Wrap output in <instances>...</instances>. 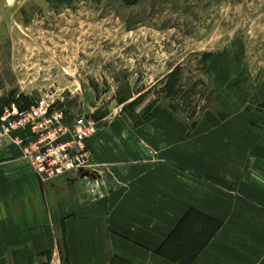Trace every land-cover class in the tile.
I'll list each match as a JSON object with an SVG mask.
<instances>
[{
	"label": "rangeland",
	"instance_id": "374dc122",
	"mask_svg": "<svg viewBox=\"0 0 264 264\" xmlns=\"http://www.w3.org/2000/svg\"><path fill=\"white\" fill-rule=\"evenodd\" d=\"M152 101L187 124L230 115L264 129V0H0L5 143L18 138L14 109L47 108L41 123H60L64 141L85 138L88 149L99 125L146 120ZM211 228L176 254L190 255ZM58 249L35 264H67Z\"/></svg>",
	"mask_w": 264,
	"mask_h": 264
},
{
	"label": "crops",
	"instance_id": "0c3cea01",
	"mask_svg": "<svg viewBox=\"0 0 264 264\" xmlns=\"http://www.w3.org/2000/svg\"><path fill=\"white\" fill-rule=\"evenodd\" d=\"M151 114L102 123L86 141L98 165L47 181L0 137V264H35L59 241L67 264H180L157 250L190 210L220 226L189 264H264V129L230 115L189 127L156 104Z\"/></svg>",
	"mask_w": 264,
	"mask_h": 264
},
{
	"label": "built area",
	"instance_id": "2783aa9c",
	"mask_svg": "<svg viewBox=\"0 0 264 264\" xmlns=\"http://www.w3.org/2000/svg\"><path fill=\"white\" fill-rule=\"evenodd\" d=\"M47 112V108L31 107L24 110L14 109L11 113L13 122L10 127L26 131L24 137H16V143L21 146L22 157L31 170L40 179L47 181L65 173L91 167L93 163L90 161L89 150L83 144L85 138L64 141L61 136L69 130L60 123L51 126L41 123ZM55 129H60L59 133H53ZM86 134L84 133L85 137L88 136Z\"/></svg>",
	"mask_w": 264,
	"mask_h": 264
},
{
	"label": "trees",
	"instance_id": "16d2710c",
	"mask_svg": "<svg viewBox=\"0 0 264 264\" xmlns=\"http://www.w3.org/2000/svg\"><path fill=\"white\" fill-rule=\"evenodd\" d=\"M204 57H207V54H203ZM176 68H178V66H176L174 68V70H172L170 73H168V75H166V78L168 79H172V77L175 74ZM168 92H171L170 88L168 90ZM158 101H152L150 103V105L148 106L149 109V117L146 120L143 121H135L133 122L134 125H138L142 122H145L147 120H149V118L151 117V109L152 107L157 103ZM167 107L169 110H171L179 119L181 118L179 116V114H177V110L178 108L175 107H169V106H165ZM190 113L187 116V119L189 118ZM182 119V118H181ZM189 127H193L195 124V121L188 123ZM187 218L184 219L183 221H181L179 223V225H177V227L175 228V230L170 234L169 238L167 239L166 243H164L158 250L157 253L164 256L165 258L173 261V262H178L180 264H189L195 254H197V252L200 250V248H202L204 246V244L207 242V240L216 232V230L219 228L220 226V222L212 217H209L199 211L196 210H190L187 213ZM192 220L189 221L190 218H192ZM201 219H204L206 221H204L205 225L200 222ZM208 225H212V228L210 229L209 234H207V236L202 239L199 243V245L197 246V248L193 251L190 252V255H188V253H181L180 254H176V250L177 249H183V251L181 252H185L186 250H189L191 248L190 244L195 242V240L197 241V239L199 238V235H202L201 233H205L207 231V226ZM185 235L186 237H181L180 236ZM177 238V243L176 246H174L175 248H173L172 250L169 247H166L165 244H167V242L170 240V238ZM168 245V244H167ZM170 250H169V249ZM177 252H179L177 250ZM119 260V259H118ZM121 260V259H120ZM113 261H116L113 260ZM112 261V262H113ZM122 261V260H121ZM124 261V260H123Z\"/></svg>",
	"mask_w": 264,
	"mask_h": 264
}]
</instances>
